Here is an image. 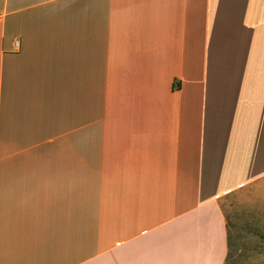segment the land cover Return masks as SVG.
<instances>
[{
	"label": "crops",
	"instance_id": "obj_1",
	"mask_svg": "<svg viewBox=\"0 0 264 264\" xmlns=\"http://www.w3.org/2000/svg\"><path fill=\"white\" fill-rule=\"evenodd\" d=\"M251 190L264 0H0V264H225Z\"/></svg>",
	"mask_w": 264,
	"mask_h": 264
},
{
	"label": "rangeland",
	"instance_id": "obj_2",
	"mask_svg": "<svg viewBox=\"0 0 264 264\" xmlns=\"http://www.w3.org/2000/svg\"><path fill=\"white\" fill-rule=\"evenodd\" d=\"M260 194H262V192L255 190L245 191L241 193V197L236 198L235 202L233 201V204H231V201L225 203L224 210L226 214L230 215V222L233 224L235 235L238 234L239 228H241L242 224L247 225L250 229H258L260 226H263V222L260 220L261 216H257L264 213V198L257 197V195ZM241 216L245 218H241ZM241 219L245 221L243 222ZM244 240L249 247L260 242L259 239L253 236H246ZM235 241L240 242L241 240L235 238ZM246 255L248 257L253 256L251 254ZM240 257L243 256L236 254L234 260L239 262L241 260Z\"/></svg>",
	"mask_w": 264,
	"mask_h": 264
},
{
	"label": "trees",
	"instance_id": "obj_3",
	"mask_svg": "<svg viewBox=\"0 0 264 264\" xmlns=\"http://www.w3.org/2000/svg\"><path fill=\"white\" fill-rule=\"evenodd\" d=\"M228 221V217H226ZM245 234H251L254 236H257L261 241L259 245H254L252 247H249L244 242L240 247H232L231 245V236L228 235V248H229V255L227 256V259L225 261V264H264V232L263 231H244ZM241 237V235H240ZM239 251V256L241 260L235 261L234 257H232V253ZM246 254H251L253 256L248 257Z\"/></svg>",
	"mask_w": 264,
	"mask_h": 264
}]
</instances>
